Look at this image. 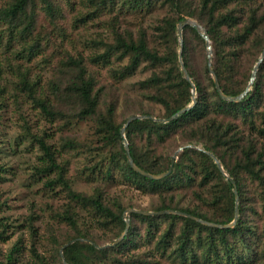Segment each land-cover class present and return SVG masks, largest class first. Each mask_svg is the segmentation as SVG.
<instances>
[{"label":"trees","instance_id":"1","mask_svg":"<svg viewBox=\"0 0 264 264\" xmlns=\"http://www.w3.org/2000/svg\"><path fill=\"white\" fill-rule=\"evenodd\" d=\"M75 1L5 0L0 6V57L15 74L14 87L3 84L0 94H23L58 129L66 127V136L58 142L59 151L66 149L63 161L45 130L36 133L25 127L22 140L40 152L34 179L44 177L49 191L59 186L67 200L59 219L70 231L58 244L73 241L63 246L62 254L55 250L52 264H264V57L246 93L228 100L214 84L203 35L184 24L179 58L177 30L185 17L204 28L220 91L236 96L247 87L264 47V0H79L80 10ZM68 14L74 29L96 21L105 31L85 40L87 54L77 44L71 50L64 47L73 43L70 21L66 27L62 22ZM37 55L55 65L48 77L35 70ZM181 62L190 80L183 76ZM139 71L147 73L132 87L138 97L125 94L123 101L134 99L126 108L129 115L150 117L125 126L132 160L157 174L169 168L171 156L182 147L170 172L156 179L129 164L120 133L126 119L117 117L120 87ZM143 99L157 105V111L133 105ZM188 104L173 119H154L168 118ZM86 122L92 131L79 138L75 130ZM75 150H81L86 161L72 174L69 153ZM211 154L236 185L233 226L209 225L172 212L125 214L129 207L174 209L229 223L235 210L233 185ZM3 171L0 166V176ZM74 177L91 191L75 189ZM117 186L138 191L147 197V205L110 195V188ZM2 218L0 241L12 227ZM125 218L126 233L111 245L123 231ZM27 228L28 260L21 258L25 245L19 237L4 258L0 253L2 264H49L34 250L31 221Z\"/></svg>","mask_w":264,"mask_h":264},{"label":"rangeland","instance_id":"2","mask_svg":"<svg viewBox=\"0 0 264 264\" xmlns=\"http://www.w3.org/2000/svg\"><path fill=\"white\" fill-rule=\"evenodd\" d=\"M4 3L5 0H0V6L4 5ZM74 4L75 8L81 9L79 0H76ZM71 18V15L68 14L62 20L65 27L66 21H70L67 29L73 41L72 44L65 42L64 47H68L71 50L77 44L76 47L87 54L90 50L85 40L100 35L104 30L96 21L86 23L85 25H78L74 29L72 28ZM39 23H45L42 15H40ZM33 64L35 65V70L39 71L44 77L50 75L49 70H51V67L55 68V65L45 64L41 61V55L34 57ZM0 67V87L3 84H7L5 87L8 88L14 87L15 74L4 65L1 57ZM146 73V71L137 72L120 87L119 105L117 107L118 119H127L129 116V113H126V108L134 99L125 104L123 97L125 94H128L129 98L138 97L132 90V87L134 82L142 78ZM0 105V166L5 169L0 176V218L3 217V221L6 220L12 223V227L6 233L8 235L7 239L0 241L1 258H4V255L16 239L21 237L25 245L23 257L21 258L26 261L28 260L29 253L27 249L30 246V233L27 223L31 221L36 229L34 250L49 264H52L55 258V250L58 249L59 251L64 246L58 243L69 230L68 225L59 219V214L67 200L59 186L49 191L44 185V177L37 180L34 179L35 176L32 174L34 172V165L39 163L38 155L40 152L36 146L29 145L26 141L22 140L24 138L25 127H29L31 131L36 133L45 130L47 141L57 150L58 160L63 161L66 159V149L59 151L58 148H60L59 144L62 140L60 138L66 136V127L58 129L55 123L45 118L38 108L32 105L23 94L13 97L9 92L2 93L0 94ZM133 105H142L146 108L151 107L155 112L158 109L157 105H153L145 99L137 100V103ZM91 131L90 122L81 124L75 130L79 138H85L90 135ZM69 158L72 162L71 172L72 174H76L78 166L83 165L86 161L84 155L81 150H75L69 153ZM73 180V187L75 189L87 192L91 191V186L83 182L81 178L74 177ZM137 192L133 189L117 186L110 188L109 194L121 195L122 201L125 203L133 202L136 205H147V197ZM79 214L83 218L85 212L80 210ZM125 214L127 213L125 212ZM69 241H66V243Z\"/></svg>","mask_w":264,"mask_h":264},{"label":"water","instance_id":"3","mask_svg":"<svg viewBox=\"0 0 264 264\" xmlns=\"http://www.w3.org/2000/svg\"><path fill=\"white\" fill-rule=\"evenodd\" d=\"M186 23H189V24H192L194 25L198 31L203 35V37L205 38V41H206V45H207V48H208V66H209V70H210V73L213 77V80H214V84L217 88V90L219 91L220 95L223 97V98H226L228 100H238L240 99L245 93L246 91L249 89L250 87V84L252 83L253 81V78L255 76V73H256V70H257V67L259 65V63L261 62L262 58L264 57V47L262 48L261 50V53L258 57V60L256 61V63L254 64L253 68H252V75H251V78L249 80V83L247 85V87L244 89L243 92H241L240 94L236 95V96H229V95H226L224 93H222L220 91V86H219V83H218V80H217V77H216V74L214 73L213 69L211 68L210 66V62H211V50H210V43H209V39H208V36L204 30V28L193 18L191 17H185L184 19L180 20L178 23H177V30H178V37H179V58H180V52H181V49H182V36H181V29H182V26ZM181 70H182V73H183V76L187 79V80H190L189 78V75L185 69V66L184 64L181 62ZM192 92H194V87L192 88ZM194 102V100H193ZM191 106V104H188L182 108H180L178 111H176L173 115H171L170 117L168 118H165V119H160V118H154V119H157V120H162V121H167L169 119H173L174 117H176L179 113L183 112L184 110L188 109L189 107ZM143 117H150V115H143V114H131L127 117L125 123L122 125L121 129H120V133H121V136L124 138V147H125V150H126V156H127V159H128V162L129 164L135 169L137 170L138 172L144 174V175H147L151 178H160L164 175H166L168 172H170L171 170V166H172V162L174 161V158H175V154L177 152V150L181 149L182 147H179L175 152L174 154L171 156V164L169 166V168L166 170V171H162L160 173H157V174H154V173H150L148 171H145L143 169H141L138 165H136L134 163V161L132 160L131 156H130V153L128 151V146H127V141L124 137V129H125V126L133 119L135 118H143ZM211 156L213 157V159L215 160V162L217 163L218 167L220 168V170L222 171V173L224 175H226L227 179L230 180V182L232 183L233 185V191H234V196H235V210H234V218L229 222V223H225V224H219V223H215V222H210V221H207V220H203L197 216H194L192 214H189V213H186V212H182V211H178V210H174V209H165V210H160V211H144V210H140V209H136V208H133V207H129L125 210V212L128 214L129 212L131 211H138V212H142V213H155V212H159V213H164V212H172V213H180V214H184V215H187L189 217H192L198 221H201L205 224H209V225H214V226H218V227H231L235 224L236 222V219H237V213H238V194H237V191H236V185L234 183V181L232 180V178L230 177V175L224 170V168L222 167L220 161L218 160V158L216 156H214L213 154H211ZM128 226H129V221H128V218H125V227L123 229V231L119 234L118 237H116L113 242L111 243L112 244H116L123 236L124 234L126 233L127 229H128ZM72 240H70L69 242H67L65 245H68L69 243H71ZM60 253L62 254V248L60 249ZM0 264H2L0 262Z\"/></svg>","mask_w":264,"mask_h":264}]
</instances>
